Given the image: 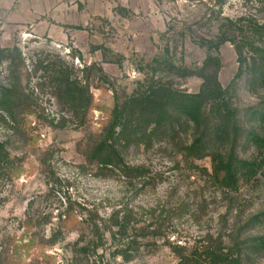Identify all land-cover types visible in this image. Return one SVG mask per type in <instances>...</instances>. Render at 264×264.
<instances>
[{
    "label": "rangeland",
    "instance_id": "obj_1",
    "mask_svg": "<svg viewBox=\"0 0 264 264\" xmlns=\"http://www.w3.org/2000/svg\"><path fill=\"white\" fill-rule=\"evenodd\" d=\"M263 24L264 0H0V47L22 53L29 95L14 119L0 113V140L15 162L0 170V264H181L179 254L198 252L209 238L230 245L232 236H264V168L227 194L212 181L209 158L191 164L158 141L123 150L128 165L148 169V179L86 159L117 101L159 79L199 91V77L153 67L155 58L196 69L217 55L227 89L238 71L235 47L226 42L216 51L206 43L228 33L263 44L253 31ZM38 60H62L87 83L92 104L83 126L63 112L44 72H34ZM230 95L245 128L264 136L252 116L264 106V87L244 79ZM238 152L249 160L258 155L246 140ZM248 254L249 264H264L256 249Z\"/></svg>",
    "mask_w": 264,
    "mask_h": 264
},
{
    "label": "trees",
    "instance_id": "obj_2",
    "mask_svg": "<svg viewBox=\"0 0 264 264\" xmlns=\"http://www.w3.org/2000/svg\"><path fill=\"white\" fill-rule=\"evenodd\" d=\"M253 31L259 38H264V24L255 25ZM226 42L234 45L238 62V71L231 86L227 89L222 87L218 79L222 61L212 53L196 69L176 66L161 57L155 58L151 63L153 67L167 65L174 75L199 77L202 80L199 91L183 92L159 79L147 88L137 90L124 101H117L109 125L104 127L102 135L88 152V163L105 171L118 169L129 179H148V169L145 166L128 165L123 150L132 144L140 146V143L145 148L152 147L158 141L191 164L209 158L211 179L227 194L238 192L243 183L256 181L264 168V136L254 128H245L230 90L244 79L252 85L264 87V43L257 44L250 37L245 40L231 39L228 33H223L216 41H208L206 45L210 50L218 51ZM46 62H35L34 72H44L46 80L50 82L52 95L63 112L74 119L77 127L83 126L92 104L87 83L74 78L62 60ZM3 64L7 65V75L4 80L0 76V113L14 119L15 112L29 100L22 83L25 58L16 47H0V67ZM100 73L103 81L110 83L101 68ZM252 116L259 120L264 131V106L252 112ZM64 119L61 117L60 122ZM243 140L256 147L257 158L249 160L239 155L238 148ZM41 162L46 165L45 160ZM14 163L6 140H0V170H12ZM253 220H259V217ZM124 227L122 224L121 229L125 230ZM91 228L99 234L97 223H92ZM99 238L102 239L101 236ZM231 241L227 245L220 237L215 240L209 238L198 252L179 254L180 262L249 264L248 257L251 254L248 253L255 249L256 253H260L257 256L264 257V236L243 240L232 236Z\"/></svg>",
    "mask_w": 264,
    "mask_h": 264
}]
</instances>
